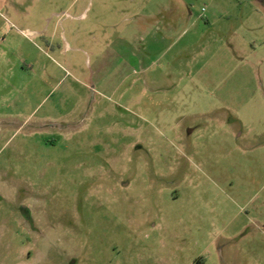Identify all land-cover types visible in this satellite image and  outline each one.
<instances>
[{
  "label": "rangeland",
  "instance_id": "rangeland-1",
  "mask_svg": "<svg viewBox=\"0 0 264 264\" xmlns=\"http://www.w3.org/2000/svg\"><path fill=\"white\" fill-rule=\"evenodd\" d=\"M21 4L0 264H264V0Z\"/></svg>",
  "mask_w": 264,
  "mask_h": 264
},
{
  "label": "crops",
  "instance_id": "crops-1",
  "mask_svg": "<svg viewBox=\"0 0 264 264\" xmlns=\"http://www.w3.org/2000/svg\"><path fill=\"white\" fill-rule=\"evenodd\" d=\"M22 1L24 0H4V34L6 31V26H7V19H6L7 13L13 15L16 18V21H18L19 23L25 22V23L39 24L42 19H47V17L45 18L41 17L40 15L41 12L38 7H36V9L34 8L33 13L30 11H27L29 9L28 7H23V4H21ZM45 14L46 13H44V15ZM52 15L54 16V14H51L50 17H52ZM134 19L135 18H133V20Z\"/></svg>",
  "mask_w": 264,
  "mask_h": 264
}]
</instances>
